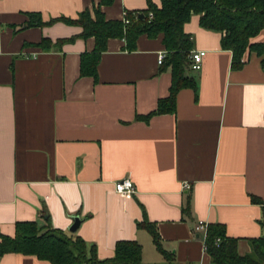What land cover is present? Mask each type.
Masks as SVG:
<instances>
[{
  "label": "crops",
  "instance_id": "0c3cea01",
  "mask_svg": "<svg viewBox=\"0 0 264 264\" xmlns=\"http://www.w3.org/2000/svg\"><path fill=\"white\" fill-rule=\"evenodd\" d=\"M160 0H0V234L35 222L74 236L97 259L113 256L118 241L141 247L140 264H211L197 222L220 224L239 256L264 236V71L249 52L231 68L220 34L183 25L190 52L203 51L190 72L195 90L175 95L173 113L139 119L168 96L170 69L158 65L161 35H140L132 51L108 39L96 81L79 75V57L94 40L75 20L98 9L106 21L139 13ZM29 15L42 26L25 27ZM60 47L57 40H68ZM50 42L42 50L41 40ZM264 40V29L250 40ZM128 179L134 192L120 196L113 183ZM187 184L189 190H183ZM154 228L161 254L150 234ZM165 256L168 258L165 259ZM0 264H49L7 253Z\"/></svg>",
  "mask_w": 264,
  "mask_h": 264
},
{
  "label": "trees",
  "instance_id": "16d2710c",
  "mask_svg": "<svg viewBox=\"0 0 264 264\" xmlns=\"http://www.w3.org/2000/svg\"><path fill=\"white\" fill-rule=\"evenodd\" d=\"M81 12L75 20L58 18L45 25L63 22L81 28L79 38H92L94 47L90 53L79 57V75L91 77L96 81V66L108 39L124 40V49L132 51L135 40L140 35L155 38L161 35L165 58L160 64L170 69L168 96L157 101L156 108L146 116V122L153 115L173 113L175 95L184 88L195 90L194 80L189 76L188 55L191 40L183 33V25L192 15L198 16L200 28L220 34V47L231 53V68L242 66L241 58L245 52L253 53L259 59L264 71V40L250 42L264 29V0H160L157 8L149 1L147 9L139 13L124 12L121 21H106L98 9ZM142 14V18L138 15ZM127 23H124V22ZM38 15H29L25 27L42 26ZM68 40H57L52 45L60 47ZM38 46L49 50L51 45L42 39ZM137 229L146 230L155 248L160 249L156 232L145 220L136 224ZM203 251L211 264H264V236L250 240V252L239 256L235 251V240L225 236L220 224H207L203 239ZM7 253L33 256L49 264H140L141 247L135 241H118L114 245L113 256L99 260L93 246L85 243L74 234L66 235L60 230L47 226L40 230L35 222H20L14 225L13 237L0 234V256ZM168 256H165V259Z\"/></svg>",
  "mask_w": 264,
  "mask_h": 264
},
{
  "label": "built area",
  "instance_id": "2783aa9c",
  "mask_svg": "<svg viewBox=\"0 0 264 264\" xmlns=\"http://www.w3.org/2000/svg\"><path fill=\"white\" fill-rule=\"evenodd\" d=\"M124 23H127L126 21ZM203 51H195V52H190L188 55V60H189V71L190 72H196L200 68V63L201 59L204 56ZM165 58V52H159L156 57V62L158 65H160ZM183 190H189V186L187 184H184L182 186ZM113 190L116 194L120 196H128L132 195L134 192V188L131 184V182L128 179H122L119 181H116L113 183ZM206 226L207 224L203 222H197L193 230L197 233H200L204 239L205 232H206Z\"/></svg>",
  "mask_w": 264,
  "mask_h": 264
},
{
  "label": "water",
  "instance_id": "95a60500",
  "mask_svg": "<svg viewBox=\"0 0 264 264\" xmlns=\"http://www.w3.org/2000/svg\"><path fill=\"white\" fill-rule=\"evenodd\" d=\"M138 17L142 18V14H139ZM71 221L72 222H71L70 226L67 229V231L70 234L75 233V231L77 230L81 220L79 219L78 215H73V216H71Z\"/></svg>",
  "mask_w": 264,
  "mask_h": 264
}]
</instances>
